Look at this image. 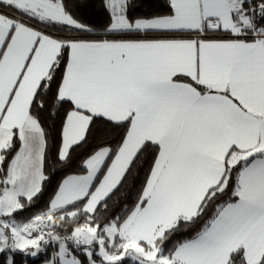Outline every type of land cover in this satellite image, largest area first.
<instances>
[{"label":"snow or ice","instance_id":"snow-or-ice-1","mask_svg":"<svg viewBox=\"0 0 264 264\" xmlns=\"http://www.w3.org/2000/svg\"><path fill=\"white\" fill-rule=\"evenodd\" d=\"M99 3L0 0V264H264V0Z\"/></svg>","mask_w":264,"mask_h":264},{"label":"trees","instance_id":"trees-1","mask_svg":"<svg viewBox=\"0 0 264 264\" xmlns=\"http://www.w3.org/2000/svg\"><path fill=\"white\" fill-rule=\"evenodd\" d=\"M76 4L79 5L77 9H75V14L79 19H81L85 23H89L93 26L99 27L104 24L108 23V15L104 11V9L100 6L99 0H74ZM156 0H135L136 7L133 9H130V14L137 15L141 13H149L153 11V9H150L148 5L154 4ZM69 172H63L59 169L53 170L49 169V176L52 178L51 183L48 184L43 196L41 197L40 201L38 202V207H43L49 197L51 196L52 192L55 189L56 184L67 174H70ZM36 209H33L32 211H28L25 213V216H30ZM50 255V253H49ZM26 261L28 264H31V262H35V264H43L44 261L41 257H36L34 259H31L30 257L24 258L22 256L17 257V264H26Z\"/></svg>","mask_w":264,"mask_h":264},{"label":"rangeland","instance_id":"rangeland-1","mask_svg":"<svg viewBox=\"0 0 264 264\" xmlns=\"http://www.w3.org/2000/svg\"><path fill=\"white\" fill-rule=\"evenodd\" d=\"M31 259H34V258H32V257H30Z\"/></svg>","mask_w":264,"mask_h":264},{"label":"crops","instance_id":"crops-1","mask_svg":"<svg viewBox=\"0 0 264 264\" xmlns=\"http://www.w3.org/2000/svg\"><path fill=\"white\" fill-rule=\"evenodd\" d=\"M44 264V263H43Z\"/></svg>","mask_w":264,"mask_h":264}]
</instances>
